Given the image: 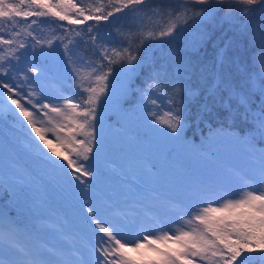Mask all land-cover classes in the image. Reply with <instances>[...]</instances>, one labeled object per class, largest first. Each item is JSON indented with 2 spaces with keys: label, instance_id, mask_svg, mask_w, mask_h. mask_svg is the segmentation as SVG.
I'll return each instance as SVG.
<instances>
[{
  "label": "snow or ice",
  "instance_id": "snow-or-ice-1",
  "mask_svg": "<svg viewBox=\"0 0 264 264\" xmlns=\"http://www.w3.org/2000/svg\"><path fill=\"white\" fill-rule=\"evenodd\" d=\"M186 2L203 7L192 11L191 16L186 17L183 24L176 22L158 33L148 32V40L174 38L189 20L198 22L197 17L201 21L208 19L217 5H229L227 13L229 16L233 7L248 18L257 12L264 13V0H186ZM147 3L148 0H107V4L97 2L94 6L91 3L84 5L81 0H0V20L6 21L10 27L16 25L18 18L31 20L32 24L36 23L32 18H52L61 22L64 32L69 34L63 39L57 37L56 40L49 39L43 42L28 32L27 36L33 41L31 44L25 40L17 42L14 39L20 36L19 31L12 33L13 38L0 36V45H17L11 49L12 55L7 59L0 55V65L7 64L13 59L19 61L21 59L17 54L19 50L30 47L35 53L39 46L43 53L45 47L51 51L54 44L59 43L63 46V55L73 77L80 81L79 87L83 93L82 99L79 100L64 99L62 104L56 105L42 102L37 108L33 90L27 93L26 103L31 104L29 109L22 102L25 97L19 91L20 86H13L7 81L0 80V89L6 90L2 93L5 97L3 107L7 108L8 103L14 105L15 112L23 118L35 137L53 156L62 157L67 162L66 168L71 171H65L64 174L69 182H75L78 191L83 194L81 209L90 225L94 226V230H99L102 234L97 244L93 246L95 253L98 254L96 264H248L253 253H259L264 258V189L248 190L238 198H227L220 203L197 205L198 210L194 209L195 214L183 221L184 227L161 230L159 234L153 235L145 233L135 241L123 239L119 225L102 220L98 215V209L93 205L89 193L92 189L91 181L96 178L97 172L90 166L89 161L93 159L96 150L97 122L101 119L99 109L106 105L103 115L107 121L109 123L115 121L116 127H123L121 121L132 107L128 100L132 78L141 61L131 49L133 41L130 34L126 38L128 46L114 47L103 41L99 27L93 30L89 25L85 29H75L64 27L63 22H67L69 26H77L94 21L99 26L125 10L137 12ZM82 33L88 34L86 41L83 40ZM74 37H81L83 43L91 44L99 53L101 64L97 65L87 55H77L73 51L78 44L74 42ZM93 55L95 56L96 52ZM116 64L123 66V75L114 71L113 65ZM259 67L261 69L259 79L264 80V52L259 54ZM37 71L35 67L27 68V73L33 76L37 75ZM0 74L7 76L9 73L0 71ZM113 77L121 83L119 90L112 84ZM23 78L26 81L27 75L24 74ZM181 87L173 85L170 90L174 92L176 98L180 96ZM157 90L161 93L165 91L154 76L147 85V91L140 92V99L137 102L140 111H151L147 104L152 106L157 104V100L150 95ZM173 103L176 104V108L171 110V120L164 123L174 137L180 138L183 128L181 105L178 100H173ZM41 112L45 116L52 113L59 118L51 131L55 133L56 142L65 150L66 155L57 151L52 145V140L46 138L48 129L34 122V117ZM252 119L253 127L250 131L255 135L250 137V147L260 149L255 163L258 165L261 179L264 180V107ZM48 123L52 124V121L49 120ZM61 133L64 134L63 137ZM201 151L204 152L206 149L202 147ZM29 240L28 234L21 233L15 225L0 224V249L7 246L13 250L14 259L11 264H73L71 256L75 255L74 251L46 249L43 245L30 243ZM157 244L176 245L178 250H165L156 247ZM142 249L157 259L145 258L141 254ZM130 253L136 255H129ZM0 264H5V261L0 259Z\"/></svg>",
  "mask_w": 264,
  "mask_h": 264
},
{
  "label": "rangeland",
  "instance_id": "rangeland-1",
  "mask_svg": "<svg viewBox=\"0 0 264 264\" xmlns=\"http://www.w3.org/2000/svg\"><path fill=\"white\" fill-rule=\"evenodd\" d=\"M32 19L36 20V23L32 24L31 20L18 18L14 27H10L6 21L0 20V36H4V38H13L12 33L19 31L20 36L14 37V39L17 42L25 40L31 44L33 41L31 37L27 36L28 32H31L35 37L43 41L45 32H53V29H58V27L62 28L61 22L52 18ZM19 21H23L25 25H20ZM63 23L65 25V22ZM30 24L31 27H29ZM197 26L198 25L193 24L189 26V29L193 27L194 30L192 34L200 38V31ZM75 28L79 29L77 26H75ZM84 34L85 33H82V36ZM86 36H88V34H86ZM74 42H78L79 44L82 41L80 37H74ZM16 47V44L12 46L0 45V52L5 49L10 56L12 55L11 49ZM29 50H31L30 47L25 50H19L17 52V54L21 56L19 61L13 59L10 64L1 65L2 69L0 68V71H7L9 73L7 76L0 74V80L7 81L13 86H20L19 91L25 97V100L22 101L25 103V106L31 109V104L26 103V101L28 100L27 93L33 90L34 102L37 104V108H39L42 102H49L56 105L62 104L64 99L79 100L76 95L66 96L61 92L64 90H60L67 88V90L76 94L77 87L82 93L79 87L80 81L75 80L66 63V57L63 55V47L54 45L51 50L52 54L50 55L55 60V63L59 62L57 67L59 71L61 69L60 73H55L51 75L50 78L45 77L44 81L36 80L23 69L29 67V62L26 59ZM47 51L49 50L44 49L43 53H40L42 56H45ZM73 51L78 55L76 48H74ZM66 68L67 70L65 71L64 69ZM16 70L20 73L19 75H16L18 74L15 73ZM44 73L43 71L37 72V74ZM117 73L123 75V68ZM24 74L27 75L26 81L23 78ZM69 78H72V83L68 81ZM86 83L87 82H85V85ZM112 84L117 90L121 87L120 81L115 77L112 78ZM4 91L6 90L0 89V100H2L0 103V113L9 116V111L15 110L13 108L15 106L8 103L7 108L3 107L2 102L5 100V97L2 93ZM131 92L132 88L130 86L128 96H130ZM150 95L157 100L155 106L147 104V108L151 109V111L142 112L137 107V104L132 105V107L128 109L125 118L121 121L123 127L116 128L115 121H113L118 139L124 140L126 146H129V149L124 153L123 157L125 156L126 159L135 157L140 160L136 159L132 161V163L130 161L125 162L126 169H116L114 167L120 166L118 163L111 164L108 162L110 161V157L107 155L112 149L108 144L105 146L106 144L102 143L96 144V150L91 160L94 163H101L104 161L107 167H110V165L112 167V169H108L109 172L106 173L104 171H96L97 176L91 181L92 189L89 195L91 196L93 205L98 209L100 218L119 225L120 232L121 229H123L121 226H128L126 234L124 232L122 234L120 233L123 239L135 241L145 233L149 235L158 234L153 226L156 219L154 212L149 207H145L139 199V197H145L147 200L145 202L152 206L157 205L156 201L159 198L153 197L152 193L146 191V189L156 190V188H160L159 184L156 183L158 182L157 179H160L158 174L161 175L162 178L166 172L168 173L166 176L168 179L164 178L159 180L165 182L161 184L162 186H166L167 184L168 186L171 185L162 193L164 197L170 198L172 201L179 202L182 205L181 210L174 209L175 207L173 208L169 201H164L161 205L165 213V215L162 214V216H164L166 220L162 227L165 228V226H167L171 230H175L176 227H184L183 221L188 216L195 214L194 209L198 210V208H196L197 205L220 203L227 198H238L243 192L248 190L260 191L264 189V180L261 179L258 165L255 163L260 151L250 147L251 140L249 136L245 138H242V136L221 137L222 135L220 133L213 134L208 138H204L207 141V145L203 143L204 139H200L199 144L193 143L195 147L191 153L193 159H189L187 155L179 152L176 142L177 137L173 136L164 123L171 120L172 110L166 101H164L165 95L159 90L150 93ZM106 107L107 106L102 105V108L99 109L101 112V119L97 122V130L102 127L105 129L108 128L109 122L103 115ZM46 111L47 110H43V112ZM43 112L34 117V122L38 126L48 129L46 138L56 141L55 133L51 131V129L59 118L52 113H48V115L45 116ZM16 114L20 119L21 117L17 112ZM49 120L52 121V124L48 123ZM1 124H3V120H0V125ZM10 134L11 132H0L1 137H8ZM134 135L142 141V145H140L138 149L134 148L136 142L131 141ZM106 136H108V134ZM127 140H129L128 144ZM52 145L55 148L59 146L57 142L53 143V141ZM201 146L205 147L206 151L201 152ZM44 148V145L38 147L41 151H43ZM36 150L32 151L25 149L21 139L18 141L16 136L10 137V140L7 138H0V192L4 194L0 196V198H5L8 194V199L11 200V202H9L10 205L13 204L16 209L20 207V213L22 214H29V220H32L33 216L40 213L41 217H39L36 222V227L43 233V236H41L38 241L40 245H43L46 249L70 250V246H67V243L64 241L69 240L66 236L67 226L63 224L66 222L61 217H54L55 220L50 218L49 215L52 216L55 211L50 212V208L48 210L46 209L48 208L47 205L54 201L59 203L65 202L67 204L75 201L80 208L83 194L78 191L75 182H69L68 177L61 175L58 171L60 158L50 155L49 158L46 159L45 156L40 155ZM62 150L66 155L67 153L65 150ZM199 152H201V156L208 155L207 158H209L210 161L205 163L204 159H201ZM144 159L149 162L152 161L154 168L151 167L148 162L144 161ZM193 165L200 166L202 170L196 169ZM127 169H130V173H132L131 178L128 180L129 185L125 182L127 181ZM112 170H120L121 176H118ZM134 175H136V177ZM174 177L184 183V186L178 187L179 185H177L178 188L174 190L172 188V186L175 187L176 184L173 179ZM105 178L110 180L109 186L105 184ZM248 178L251 179V181H249ZM42 186H47L46 193L50 197L49 199L55 198L56 200L51 201L47 199L46 196H42ZM124 186H129L130 189L122 188ZM136 187L138 192H136ZM18 193L22 194L21 197L17 196ZM24 195L28 196V200L26 199L27 201L22 202ZM137 195H139V197ZM47 201L49 203H47ZM139 203H141L142 206L139 205ZM72 208L74 209V207ZM117 208L123 210L118 211ZM172 209L183 213L175 212ZM58 210L65 213V211L60 208ZM141 211L143 213L142 218L139 217ZM127 214L129 219H122ZM7 219L10 220L9 218ZM7 219L0 220V224L13 225ZM74 220L78 228L83 230L86 229V222L83 219L77 220L75 218ZM89 229H91L90 224ZM145 229L149 231V233L146 232ZM53 239H56V241ZM96 244V241L90 240L87 245L88 250L85 251V256L88 259V264H96L98 254L95 253L93 249V246ZM158 245L160 244H157L156 247L162 248V245ZM164 247L165 248L162 249H177V246L172 244ZM71 251L75 252V255L71 256L73 264H83L84 258L81 259L83 254H80L76 249H71ZM1 254L7 258L0 257V259H3L5 264H11V261L14 259L13 250L5 246L4 249H0V256ZM141 254L148 259H157V257L147 253L146 250L143 249L141 250ZM129 255L135 256L136 254L130 253ZM149 256L152 258H149Z\"/></svg>",
  "mask_w": 264,
  "mask_h": 264
},
{
  "label": "trees",
  "instance_id": "trees-1",
  "mask_svg": "<svg viewBox=\"0 0 264 264\" xmlns=\"http://www.w3.org/2000/svg\"><path fill=\"white\" fill-rule=\"evenodd\" d=\"M81 2L84 5L91 3L94 6L97 2L107 4V0H81ZM200 7L203 6L188 4L186 0H148V3L141 6L139 11L129 12L125 10L110 18L109 22L99 26L94 21L77 25L79 29H85L89 25L92 26L93 30L99 27L103 41L114 47L128 46L126 38L129 34L131 35L133 41L131 49L138 55L141 64L133 75L132 92L128 96V100L131 105H136L140 99L141 90L147 91L148 83L155 76L165 89L162 94L165 95L164 101L168 106L172 110L176 108L173 100H178L181 105L183 128L181 136L176 139V142L179 152L187 155L189 159H193L191 154L195 148L193 143L199 144L200 139L208 138L213 134L220 133L221 137L242 136L243 138L255 135L250 131L253 127L252 118L256 112L264 107V92H262L264 80L259 79L261 70L259 54L264 52V13L257 12L248 18L241 15L233 7L229 16L227 15L229 5H217L215 6L216 10L211 12L208 19L201 21L197 17L198 22L189 20L183 28L179 29V34L174 35V38L148 40V32L158 33L176 22L183 24L185 18L191 16L192 11L198 10ZM19 23L25 25L23 21H19ZM193 24L198 25L200 38L192 34L193 27L189 29V26ZM64 27L75 28V26L67 25V22H65ZM68 35L63 28H54L53 32H45L43 42L49 39L56 40L57 37L63 39ZM87 39L88 36L85 33L83 40L86 41ZM54 45L63 47L59 43ZM137 48L139 49L138 52L136 51ZM40 51L39 46H37L35 53L29 50L26 59L37 64ZM76 51L78 55H87L97 65L101 64L99 53L91 44L80 42L77 44ZM94 52H96L95 56L93 55ZM51 54L52 51H47L45 63L52 58ZM1 55H4L6 59L9 56L7 51ZM39 61L42 62L41 57ZM105 63L107 62L105 61ZM55 67L48 72L49 76L60 73L61 69L59 71L56 65ZM113 68L114 71L119 72L123 66L116 64L113 65ZM64 70L66 71L67 68ZM68 81L73 82L72 78H69ZM173 85L182 86L178 98L174 96L173 91H170ZM62 90L67 91V89ZM79 96L82 99L83 95L79 94ZM0 115L13 125L15 124V128L17 127L19 131L23 130L26 135L31 132L26 122L19 119L14 110L9 111V116L1 113ZM13 125L3 122L1 128L13 127ZM114 128L113 122L109 123L107 129L98 128L97 143L106 144L105 146L108 144L112 149L107 155L110 157L111 163H118L120 168L124 169L122 159L125 156L123 157L120 152H125L127 146L124 140L118 139ZM107 134L108 136H106ZM137 138L134 135L131 141ZM115 141L118 142L117 145L113 143ZM127 141L129 142V140ZM203 143L207 145L205 139ZM256 149L260 151V149ZM45 150L48 153L41 151L40 155L47 158H49L48 154L53 156L47 147ZM61 150L62 148L60 149L58 146V151L61 152ZM201 152H199L201 159L208 163L210 161L207 158L208 155L201 156ZM59 158L63 159L62 157ZM150 162L152 165V161ZM193 166L202 170L198 165ZM167 174L166 172L162 178L158 174L160 179H157L158 182L156 183L159 184L160 188H164L158 191V195H161L171 186H168L167 183L166 186H162L161 184L165 182L159 181L167 178ZM173 179L176 183L175 187L172 186L174 190L184 186V183L177 180L176 177ZM177 185L179 186L177 187ZM42 190L46 194L44 187ZM2 195L4 194L0 192V196ZM21 195L17 194V196ZM8 197L7 194L5 198H0V216L10 218L13 223H27V217L11 206L13 204L10 205L11 200ZM48 198L50 197L48 196ZM175 203L181 205L179 202ZM248 264H264V258L259 253H253Z\"/></svg>",
  "mask_w": 264,
  "mask_h": 264
},
{
  "label": "water",
  "instance_id": "water-1",
  "mask_svg": "<svg viewBox=\"0 0 264 264\" xmlns=\"http://www.w3.org/2000/svg\"><path fill=\"white\" fill-rule=\"evenodd\" d=\"M60 170L64 171L65 170V165L62 164V167L60 168Z\"/></svg>",
  "mask_w": 264,
  "mask_h": 264
}]
</instances>
